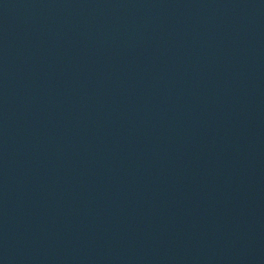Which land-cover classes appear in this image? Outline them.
<instances>
[{
  "label": "water",
  "instance_id": "1",
  "mask_svg": "<svg viewBox=\"0 0 264 264\" xmlns=\"http://www.w3.org/2000/svg\"><path fill=\"white\" fill-rule=\"evenodd\" d=\"M264 182V0H0V264H231Z\"/></svg>",
  "mask_w": 264,
  "mask_h": 264
}]
</instances>
